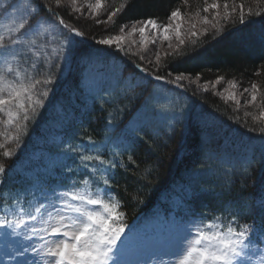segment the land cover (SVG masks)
<instances>
[{
	"label": "trees",
	"instance_id": "1",
	"mask_svg": "<svg viewBox=\"0 0 264 264\" xmlns=\"http://www.w3.org/2000/svg\"><path fill=\"white\" fill-rule=\"evenodd\" d=\"M122 2L108 0V5L119 7ZM244 2V24L221 21L223 31L213 37L202 35L201 29L209 26L198 23V35L185 37L179 55L173 49L147 46L160 52L157 66L146 48L131 46L129 55L127 46L126 52H118L95 41L117 34L120 25L136 20L151 17L168 23V15L177 7L186 14L185 21L196 11L211 19L214 10L203 13V0H127L115 24L108 25L96 23L85 6L82 15L68 5L58 8L56 0H31L41 21L54 25L51 34L30 36L37 41L29 54L36 63L31 73L40 72L37 78L49 77L53 83L37 86L46 88L49 95L36 115L30 112V120L21 122L25 127L19 134L0 123V144L4 145L0 163L7 169L0 174V218L6 216L15 196L24 193L16 179L29 172L38 156L41 161L62 160L57 170L49 166L46 170L64 179V185L89 178L101 188V177L109 179L108 189L125 214V235L154 215L174 212L204 224L247 223L259 232L264 225V119L255 105L237 110L234 102H226L216 92L234 80L239 91L255 82L264 94V12L256 16L254 0ZM248 7L253 10L251 16ZM53 12L85 37L70 36L58 26ZM97 19L104 20L106 15ZM142 54L153 63L141 59ZM135 64L164 79L157 81L139 72ZM180 73L187 80L199 76V86L169 83ZM217 77L224 80L215 87L208 83V91L200 86ZM94 79L100 86L96 91L90 86ZM246 94L239 98L242 105ZM4 151L12 156L3 157ZM84 154L99 155L106 164L93 161L85 169L80 160Z\"/></svg>",
	"mask_w": 264,
	"mask_h": 264
},
{
	"label": "snow or ice",
	"instance_id": "2",
	"mask_svg": "<svg viewBox=\"0 0 264 264\" xmlns=\"http://www.w3.org/2000/svg\"><path fill=\"white\" fill-rule=\"evenodd\" d=\"M188 0H184L187 3ZM203 13L214 12L209 15H201V11H196L187 21L189 26V36L198 35L195 29L197 24L204 26L201 34L215 37L223 31L221 21L240 24L245 23V2L244 0H203ZM81 0H56V6L68 5L75 12H81V7H77ZM258 6L255 11L256 16H260L264 9V0H254ZM82 6H86L96 23L105 25L115 24V18L127 6L124 0L119 7L108 5V0H82ZM222 9V10H221ZM51 11V8H49ZM247 14L251 16L253 10L248 7ZM58 20V26L67 29L70 36L84 38L85 33L69 26L65 20L52 13ZM106 15V19L100 20L97 17ZM185 13L180 8L173 9L168 15V23H161L156 18L132 21L129 24H122L117 34H108L105 38L97 39L98 45L107 48H114L118 52L130 51L131 46L137 44L133 39L139 34V44L147 49V45H157L167 42V48L173 49L177 55L180 48L185 46L186 40L183 38L182 29L185 25ZM0 16L11 17L10 23L0 27V123L7 124L16 129L19 134L25 127L22 121H29L32 115L37 114V108L43 107L44 98L49 95L45 88L41 90L38 85H49L53 81L45 77L43 81L37 78L40 72L31 73V69L36 68L35 58L31 57L36 39L44 33H50V28L46 26L47 21H41L39 12L33 7L31 0H9L7 4L0 0ZM211 29V33H210ZM54 31V30H53ZM151 32L152 35L148 33ZM51 34V33H50ZM178 42L174 48L172 40ZM70 43V38L66 37ZM155 58V63L159 66L161 55L158 50L147 49ZM171 53H165L169 55ZM187 54V53H185ZM148 59V63H153L149 57L141 55V59ZM134 67L153 79L160 81L164 78L160 75H153L145 67L135 64ZM171 76L172 73H169ZM188 77L184 73L177 74L174 80L180 87V82ZM199 76L192 80L195 83ZM224 77H217L215 81L206 82L203 90L208 91V83L213 87L221 83ZM227 87L223 88L218 95H222L225 101H232L237 107L255 105L260 109L259 116L264 119V94H261L260 86L252 82L249 87H245L239 93L240 96L248 94L250 99H245L244 104L235 91L238 83L234 80L226 82ZM223 93H227L223 96ZM259 100V103H258ZM6 117L7 119H3ZM18 135L14 137L18 141ZM4 145L0 144V149ZM12 153L4 151L3 157L10 158ZM81 167L88 169L93 161L100 165H105L106 161L99 155L84 154L80 156ZM5 164L0 163V174L6 173ZM95 173L96 169H92ZM103 179L104 188L92 187L93 182L89 178H82L79 185H73L68 190L56 191L53 193L50 208L48 205L40 203L33 205V210L28 211L22 206L13 213V219L7 216L0 218V229H8L2 235L7 239L17 237L14 241L16 252L27 257L29 252L33 254L32 259H24L18 264H125L122 259L124 255L123 241L128 225L125 222V214L120 210V203L112 197L107 189L110 181ZM218 226L206 224L197 227L192 238L181 249L175 264H264V225L259 232L247 223H237L236 226L226 225L223 230L210 231ZM255 237V242L253 240ZM34 239L40 241L33 243ZM37 257L39 259H37ZM256 257L257 259H253ZM143 264H148L147 261Z\"/></svg>",
	"mask_w": 264,
	"mask_h": 264
},
{
	"label": "rangeland",
	"instance_id": "3",
	"mask_svg": "<svg viewBox=\"0 0 264 264\" xmlns=\"http://www.w3.org/2000/svg\"><path fill=\"white\" fill-rule=\"evenodd\" d=\"M3 2L7 4L9 0H3ZM77 7H82V0L81 3L77 5ZM10 21L11 17L4 16V19L0 20V27H2L4 24L10 23ZM186 22L184 28L182 29L183 38L189 35V26ZM46 26H48L51 30L53 29L54 25L49 24ZM46 34L47 33H44V35ZM148 34L152 35L151 32H149ZM133 39L137 40L136 46L140 50L145 48L138 42V33L135 37H133ZM172 43L173 46L178 44V42L175 41L174 37ZM156 46L157 49L161 51L169 50L167 48V42H164V44L161 45L158 40ZM191 81L192 80L184 79L180 82V87H182V85L184 84L199 86L197 81L195 83H192ZM90 83V86L92 85L95 91L100 87L99 84H96L97 81H95V79L94 81H90ZM200 86L203 87V84ZM208 89H211L210 86H208ZM236 89L231 90L237 93L238 98H241V96L239 95L241 91H239L238 88ZM221 91V89H217L216 92L218 93ZM226 95L227 93H223V96ZM246 95L247 99H250V97H248V94ZM34 159L35 164L28 168L29 172H25L23 173V175L21 174L22 176L16 179V183L20 184L19 186L25 188V190L24 193L20 196H15L12 207L6 208L5 213L9 219L14 218L13 213L21 206L28 211L33 210V205H38L40 203L48 205L50 208L54 192L68 190L74 184L77 185L80 182L79 179L81 178L71 181L70 183H67V185H64V179H56L55 177L51 176V172L53 171H51L50 174H47L48 172L46 168H48V166L52 170H57V163H61L62 160L60 161V159H58L55 161L49 159L41 161L42 159L38 156ZM97 174L99 176L101 172ZM23 184L24 186H22ZM92 187L95 190L98 185L92 184ZM101 188H104V186L102 185ZM107 191L112 196L111 191H109V189H107ZM208 224L218 226L219 230H223L225 228L219 222H212ZM204 225L206 224L201 223L194 216L185 215L184 212L181 214L179 212H174L170 216L154 215L149 218L145 224L139 226L135 231H133L132 233H128L124 238H122V241L124 243V255L122 259L125 261V264H143V262L145 261H147L148 264H175L179 257L181 249L187 244L188 240L192 238L196 228L203 227ZM218 229L213 228L210 231H215ZM6 231L10 230L0 229V264H18L19 261L26 258L32 259L33 254L31 252H29L27 257L21 256L16 252L14 241L19 238L9 237L6 239L2 235ZM33 243L39 244L40 241L38 239H34ZM259 247H264V244H260ZM37 259L39 258L37 257ZM253 259L255 260L257 258L254 257Z\"/></svg>",
	"mask_w": 264,
	"mask_h": 264
}]
</instances>
